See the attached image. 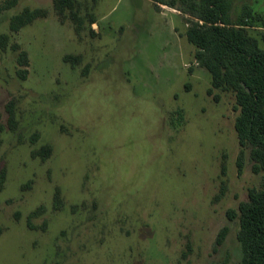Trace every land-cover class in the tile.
Segmentation results:
<instances>
[{
    "label": "rangeland",
    "instance_id": "rangeland-1",
    "mask_svg": "<svg viewBox=\"0 0 264 264\" xmlns=\"http://www.w3.org/2000/svg\"><path fill=\"white\" fill-rule=\"evenodd\" d=\"M160 2L171 0H74L79 30L53 0L0 14V264L240 263L228 212L264 173L238 142L234 95L208 94L190 17ZM229 2L263 48L264 0ZM24 9L46 16L10 32ZM13 44L28 54L25 80ZM44 146L48 158L32 155Z\"/></svg>",
    "mask_w": 264,
    "mask_h": 264
},
{
    "label": "trees",
    "instance_id": "trees-1",
    "mask_svg": "<svg viewBox=\"0 0 264 264\" xmlns=\"http://www.w3.org/2000/svg\"><path fill=\"white\" fill-rule=\"evenodd\" d=\"M179 3L178 11L189 16V26L185 37L194 46V59L211 77V89L222 93H232L235 97L238 115L234 128L241 148H249L252 170L264 173V47L249 32L230 20L229 0H171V3H161L171 8ZM18 0H3L0 3V14L15 7ZM54 10L60 17L66 10L76 23V29L81 28V20L74 12V0H53ZM46 11L42 9H24L9 20L10 32L17 33L24 26L38 18H44ZM243 19V22L244 23ZM7 36H0V46L7 44ZM18 52L17 63L21 67L17 71L20 79L28 76V54L21 50L18 44L11 47ZM64 62L76 64L78 58L65 56ZM243 85L249 90L247 92ZM13 104L7 106L10 121L13 119ZM51 153L50 146L33 151L32 155L43 160ZM238 172L244 166V152L241 149L237 156ZM224 173V167L222 168ZM5 170L0 172V188L5 181ZM248 199L240 203L238 212L229 211V219H237L242 258L239 264H264V183L260 188H251L247 192ZM59 190L54 195V207H61ZM227 229L220 231L217 243L226 236ZM2 229L0 228V235ZM226 264V263H223Z\"/></svg>",
    "mask_w": 264,
    "mask_h": 264
},
{
    "label": "water",
    "instance_id": "water-1",
    "mask_svg": "<svg viewBox=\"0 0 264 264\" xmlns=\"http://www.w3.org/2000/svg\"><path fill=\"white\" fill-rule=\"evenodd\" d=\"M243 87L245 88V90L247 91V92H249V90L243 85Z\"/></svg>",
    "mask_w": 264,
    "mask_h": 264
}]
</instances>
